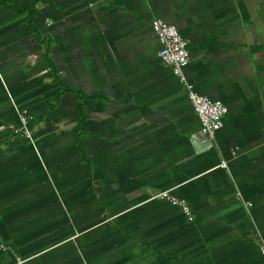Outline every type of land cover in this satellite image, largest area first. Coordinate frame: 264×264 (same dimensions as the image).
<instances>
[{
    "label": "crops",
    "instance_id": "obj_1",
    "mask_svg": "<svg viewBox=\"0 0 264 264\" xmlns=\"http://www.w3.org/2000/svg\"><path fill=\"white\" fill-rule=\"evenodd\" d=\"M14 1L38 17L0 0V264L264 263V0ZM155 18L228 107L212 149Z\"/></svg>",
    "mask_w": 264,
    "mask_h": 264
},
{
    "label": "built area",
    "instance_id": "obj_2",
    "mask_svg": "<svg viewBox=\"0 0 264 264\" xmlns=\"http://www.w3.org/2000/svg\"><path fill=\"white\" fill-rule=\"evenodd\" d=\"M151 25L161 46L159 57L162 63L172 71L173 75L185 87L187 96L200 121L202 133L213 141L216 134L223 127V119L228 114V107L221 101L211 100L199 94L194 85L187 80L185 71L190 63L189 44L179 29L175 25L169 24L159 18L153 19ZM17 111L20 118V126L16 129V133H21L23 137L34 144V138L30 129L32 117L26 111H20L19 109ZM219 167L227 169L228 163L224 161ZM237 196L247 208L253 206L251 203L245 202L241 194ZM154 198L166 201L173 207L181 209L188 221L194 220V214L188 202L174 196L171 191L161 192ZM0 249L7 250L3 244H0ZM261 253L264 255V246L261 249Z\"/></svg>",
    "mask_w": 264,
    "mask_h": 264
},
{
    "label": "trees",
    "instance_id": "obj_3",
    "mask_svg": "<svg viewBox=\"0 0 264 264\" xmlns=\"http://www.w3.org/2000/svg\"><path fill=\"white\" fill-rule=\"evenodd\" d=\"M6 2L12 3L13 6H16V10L18 13H29L28 22L30 24L33 23V21L38 17L36 14L38 13L37 10H35V3H25V4H19L14 0H2Z\"/></svg>",
    "mask_w": 264,
    "mask_h": 264
},
{
    "label": "water",
    "instance_id": "obj_4",
    "mask_svg": "<svg viewBox=\"0 0 264 264\" xmlns=\"http://www.w3.org/2000/svg\"><path fill=\"white\" fill-rule=\"evenodd\" d=\"M203 136L205 137V139H206V145H205V148H207V149H212L213 148V141L212 140H210V138L208 137V136H206V135H204L203 134Z\"/></svg>",
    "mask_w": 264,
    "mask_h": 264
}]
</instances>
